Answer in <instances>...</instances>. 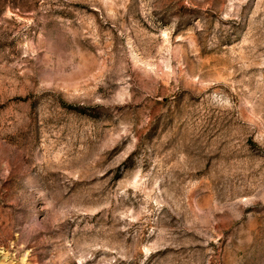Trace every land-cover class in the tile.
I'll return each instance as SVG.
<instances>
[{
	"label": "rangeland",
	"instance_id": "obj_1",
	"mask_svg": "<svg viewBox=\"0 0 264 264\" xmlns=\"http://www.w3.org/2000/svg\"><path fill=\"white\" fill-rule=\"evenodd\" d=\"M0 264H264V0H0Z\"/></svg>",
	"mask_w": 264,
	"mask_h": 264
}]
</instances>
